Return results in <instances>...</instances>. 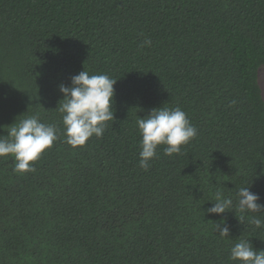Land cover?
Returning <instances> with one entry per match:
<instances>
[{
	"label": "trees",
	"instance_id": "obj_1",
	"mask_svg": "<svg viewBox=\"0 0 264 264\" xmlns=\"http://www.w3.org/2000/svg\"><path fill=\"white\" fill-rule=\"evenodd\" d=\"M262 66L264 0H0V136L38 116L59 137L34 172L0 158V264H238L239 239L264 250L238 212L204 215L218 189L235 204L250 186L264 205ZM84 70L117 80L114 121L73 149L58 86ZM163 106L198 134L145 171L137 116Z\"/></svg>",
	"mask_w": 264,
	"mask_h": 264
},
{
	"label": "clouds",
	"instance_id": "obj_2",
	"mask_svg": "<svg viewBox=\"0 0 264 264\" xmlns=\"http://www.w3.org/2000/svg\"><path fill=\"white\" fill-rule=\"evenodd\" d=\"M146 39L141 47L150 46ZM117 80L106 74L90 75L81 71L71 77L70 86H58L63 99L56 110L62 113L64 142L73 149L86 145L90 138H101L114 121V86ZM22 116V115H21ZM136 125L141 136L139 167L147 171L157 156L159 146H165L164 154L171 157L180 154L182 147L196 138L198 131L179 107H160L152 109L147 116H137ZM5 128V127H4ZM4 128L2 129L4 131ZM7 136H0V158L13 157V171L25 174L35 171L34 164L41 155L50 149L59 138L58 129L53 124L42 123L38 116H26L7 126ZM234 204L219 189L214 194V203L204 215L221 216L234 210L238 212L239 222L246 218L255 229L264 228V205L260 197L241 187L237 191ZM256 214V215H249ZM215 231L221 238H229L230 229L226 223L215 224ZM229 259L238 264H264V250H256L249 240L239 239L230 249Z\"/></svg>",
	"mask_w": 264,
	"mask_h": 264
},
{
	"label": "rangeland",
	"instance_id": "obj_3",
	"mask_svg": "<svg viewBox=\"0 0 264 264\" xmlns=\"http://www.w3.org/2000/svg\"><path fill=\"white\" fill-rule=\"evenodd\" d=\"M259 83L262 88L263 96H264V66L260 68V77H259Z\"/></svg>",
	"mask_w": 264,
	"mask_h": 264
}]
</instances>
